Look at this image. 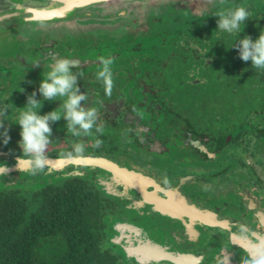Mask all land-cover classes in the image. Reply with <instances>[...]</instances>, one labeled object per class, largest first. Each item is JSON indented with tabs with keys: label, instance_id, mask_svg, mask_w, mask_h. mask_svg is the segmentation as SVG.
<instances>
[{
	"label": "flooded vegetation",
	"instance_id": "1",
	"mask_svg": "<svg viewBox=\"0 0 264 264\" xmlns=\"http://www.w3.org/2000/svg\"><path fill=\"white\" fill-rule=\"evenodd\" d=\"M253 1L0 0V107L7 106L5 127L11 126L7 145L0 136V169L7 168L0 174V223L22 213L25 224L46 206L62 209L68 192L74 199L92 192L104 209L97 250L122 264H170L128 257L130 243L145 253L157 246L185 253V264H243L264 250V69L242 61L233 47L264 31V0ZM238 5L249 10V20L239 32L218 30L216 12ZM101 57L113 60L111 95L97 78ZM53 58L75 62L72 71L87 95L81 106L95 107L98 120L82 137H73L64 119L50 122L49 159L33 173L21 156L17 122L33 91L43 100L39 86ZM175 94L191 98V112L185 107V117L169 119ZM64 99L42 102L39 114ZM201 112L215 130L196 120ZM109 127L114 132L106 136ZM76 142L84 143L83 155L66 158ZM57 160L67 163L50 164ZM99 160L178 192L193 213L217 220L192 225L188 213L184 225L162 214Z\"/></svg>",
	"mask_w": 264,
	"mask_h": 264
},
{
	"label": "clouds",
	"instance_id": "2",
	"mask_svg": "<svg viewBox=\"0 0 264 264\" xmlns=\"http://www.w3.org/2000/svg\"><path fill=\"white\" fill-rule=\"evenodd\" d=\"M223 4L225 0H220ZM251 13L243 5H238L227 10L221 9L216 12L218 17V30L229 34L239 32L242 24L249 20ZM233 47L238 48L239 58L248 62L251 61L252 68L264 69V31L253 41L251 36L245 35L243 39ZM232 47V48H233ZM102 70L98 72L97 78L102 79L105 85V92L111 95L113 89V74L110 65L113 63L111 58H100ZM37 67L39 64L36 65ZM50 69L43 76L39 86V93L43 100L36 99V92L33 91L28 97L26 106L21 109L17 125L20 126L21 140L18 142L22 150V157H27L33 173L43 171L48 162L47 150L52 142V128L50 122L55 123L61 119L67 121V130L73 137H82L91 135V130L97 125L98 111L95 107L85 108L81 102L87 100V95L81 93L78 86V75L72 71L75 62L68 58H53L52 63L47 65ZM65 98L57 110L40 115V109L44 101L55 102L57 98ZM8 114L7 106L0 107V136L3 143L7 145L11 136L10 127H5V117ZM96 131L102 133L101 127H96ZM100 139H96L95 146L99 148L102 145ZM85 151V145L82 142H76L72 145V150L64 154L66 158H79ZM7 172L6 166L0 169V174ZM165 183H168L165 178ZM243 264H264V250H257L252 259H245Z\"/></svg>",
	"mask_w": 264,
	"mask_h": 264
},
{
	"label": "trees",
	"instance_id": "3",
	"mask_svg": "<svg viewBox=\"0 0 264 264\" xmlns=\"http://www.w3.org/2000/svg\"><path fill=\"white\" fill-rule=\"evenodd\" d=\"M66 195L62 209L46 206L25 224H20L22 213L0 223V264H122L97 250L104 243L99 236L100 200L94 201L92 192L76 199ZM81 238L87 253L78 246Z\"/></svg>",
	"mask_w": 264,
	"mask_h": 264
},
{
	"label": "water",
	"instance_id": "4",
	"mask_svg": "<svg viewBox=\"0 0 264 264\" xmlns=\"http://www.w3.org/2000/svg\"><path fill=\"white\" fill-rule=\"evenodd\" d=\"M5 18L6 17H4V19ZM80 161L81 160H77L74 163ZM98 162L99 164H101L100 166H102L103 168L111 172L121 174L125 177V179H128L129 180L128 184L134 188H137V190L141 194H143L145 203L152 204L157 211L161 212L162 214L168 217L183 222L184 225H185V214L188 213L190 216L188 222L192 225L195 224L198 225L205 221L207 222V221L217 220L216 218H214L213 215L211 216L209 213L200 211L198 209H195L193 213V208L188 207L185 198L179 195V193L176 191L166 190L157 185L155 186V182L149 180L146 177H143L140 174H137L134 171H129L125 168H118L117 166L112 165L111 163H103L101 160H99ZM65 163L67 162H65L64 160L63 161L57 160L56 162L50 161V164L56 167H61V166L64 167L66 165ZM137 180L140 181V184L142 185L141 187L135 186ZM149 188H152L153 190L149 191ZM198 221H202V222L199 223ZM218 225H222V222L219 221ZM198 226H202V225H198ZM142 247L145 248L144 245H142ZM151 248H152L151 252L145 253L146 251L144 250L141 251L139 247H136L130 243V245L126 247V254L130 258L136 257L137 259H139L140 262L143 261V259H148L150 257L151 261L155 263L166 262L170 264H185V253L183 254L169 253L159 246L151 247Z\"/></svg>",
	"mask_w": 264,
	"mask_h": 264
},
{
	"label": "rangeland",
	"instance_id": "5",
	"mask_svg": "<svg viewBox=\"0 0 264 264\" xmlns=\"http://www.w3.org/2000/svg\"><path fill=\"white\" fill-rule=\"evenodd\" d=\"M240 2H247L248 0H239ZM254 3H256L257 4V2H256V0H254L253 1ZM181 94H183V92H181ZM171 98H174L175 99V102H174V104H173V111H172V113L169 115V119H178L177 117V115H174V114H178V115H180V116H182V117H185V112H187V111H185V107H188V111H190L191 112V107H190V105H191V103H192V101H191V98L189 97V98H186L185 99V96L184 95H177V94H175V95H172L171 96ZM185 100H186V102H185ZM174 113V114H173ZM204 114H203V112H201V113H199V114H197V116H195L197 119L196 120H198V121H201L200 122V124H202V127L205 129L206 128V126L207 127H211V129H213V130H215L214 129V126H212L213 125V123L210 121V119H208L207 117L204 119ZM211 125V126H210ZM216 126V125H215ZM217 130L219 129V128H216ZM106 136H107V134H111V133H113L114 132V130L111 128V127H109V129H106ZM118 135H117V133H115L114 134V137H117ZM111 141V140H110ZM116 147L118 148V145H116ZM228 149H233V147H228ZM226 156H228V155H225V157ZM240 198V197H239ZM239 198H237V199H229L231 202H236L237 200L239 201ZM230 201H229V204H230ZM126 219V218H125ZM120 256V255H119ZM126 262V261H125Z\"/></svg>",
	"mask_w": 264,
	"mask_h": 264
}]
</instances>
